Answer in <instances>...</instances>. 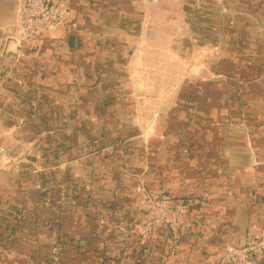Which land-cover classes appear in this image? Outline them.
Instances as JSON below:
<instances>
[{
  "label": "crops",
  "instance_id": "crops-1",
  "mask_svg": "<svg viewBox=\"0 0 264 264\" xmlns=\"http://www.w3.org/2000/svg\"><path fill=\"white\" fill-rule=\"evenodd\" d=\"M51 1L66 22L18 49L0 0V140L18 158H0V264H215L264 235V0ZM58 166L82 186L68 203L47 189ZM139 184L184 207L180 241L134 235Z\"/></svg>",
  "mask_w": 264,
  "mask_h": 264
},
{
  "label": "built area",
  "instance_id": "built-area-1",
  "mask_svg": "<svg viewBox=\"0 0 264 264\" xmlns=\"http://www.w3.org/2000/svg\"><path fill=\"white\" fill-rule=\"evenodd\" d=\"M143 1L156 3L158 0ZM15 2L16 23L12 41L18 49L32 46L42 35L54 32L68 18L66 9L58 1L15 0ZM199 2L200 0H194L196 6ZM3 153L4 149L0 146V157ZM143 206L147 211L146 219L133 231L139 238L147 239L153 230L163 226L177 239L179 233L183 232L182 237L191 225L184 207L168 194L147 192L143 197ZM263 256L264 235H261L250 238L242 245L227 247L222 258L215 264H260Z\"/></svg>",
  "mask_w": 264,
  "mask_h": 264
},
{
  "label": "rangeland",
  "instance_id": "rangeland-1",
  "mask_svg": "<svg viewBox=\"0 0 264 264\" xmlns=\"http://www.w3.org/2000/svg\"><path fill=\"white\" fill-rule=\"evenodd\" d=\"M114 105V103L113 104H109L108 103V105L106 106L107 107V110L108 111H106L105 113H102V111L101 112H99L98 114H87V117L89 116V118H88V125H87V123H86V125L89 127V128H91V124H92V127H97L96 125H98V123H99V121H101V120H103V121H107L108 123H110V120H111V118H110V115H111V108H113L112 106ZM145 107H146V104L145 103H143L142 104V101L141 102H138L137 104H136V108H137V111H136V113L135 114H140V116H142V121L143 120H145V118H144V111H145ZM148 107L150 108V107H152V109H150V111L152 110V114H160V105H158V104H149L148 105ZM175 109V108H174ZM149 110V109H148ZM91 112H93V111H91ZM28 115V114H27ZM44 115L45 114H31L30 116H29V120L31 121H29L27 118H28V116H27V122H29V125L30 126H32L33 128H35L36 130H40V135H39V143H42V144H45L46 146H44V148H46L47 150L49 149L50 151H48L49 152V154H50V158H52L53 157V155H54V153H55V151H53V150H51L50 148H51V145H49V147H48V139L50 138V135H46V130H44V127H47V120L44 122V121H42L43 120V118H44ZM33 116V117H32ZM100 116H102L103 118L101 119L100 118ZM85 117V116H84ZM87 117H86V120H87ZM76 121L80 124V120H81V117H80V114H77V116H76ZM20 120H22V118L20 119ZM45 125H44V124ZM33 124V125H32ZM36 124V125H35ZM43 124V125H42ZM23 125V122L22 121H20L19 122V124H18V127L19 126H22ZM35 125V126H34ZM95 125V126H94ZM15 127H16V125H15ZM18 127H16L17 129H18ZM42 128V129H41ZM42 132V133H41ZM98 136L99 135H96V136H92L91 137V140H90V142H93V144H95L97 141L99 142V143H104V144H107L108 143V141L106 142L104 139L103 140H101V139H99L98 138ZM108 137V136H107ZM36 138V137H35ZM0 146H2L3 147V149H4V153H3V155L0 157V158H3L5 161H7V159L9 160V162L8 163H14L15 162V164H17L16 162H18V158L16 157V156H13V155H9V154H6V150H5V147H4V142H2L1 140H0ZM94 150H92V152H91V148H90V153H89V155H93L94 154ZM12 154V153H11ZM21 158H24V157H22L21 156ZM31 157H25L24 159L26 160V161H31V160H29ZM20 160V159H19ZM28 162H26V164H27ZM50 167H47L46 168V175H49V174H51V171H50ZM55 170V171H54ZM59 170V172H60V167L58 166V167H54L53 168V172H55V176H50L49 178H55V181H56V183L54 184V186H53V188H51V187H49V188H47L48 190H50V189H52L53 191L51 192V194H52V198L53 199H56V200H59L61 203H64V202H69L70 201V199H68L67 197H66V195H64V188L66 187H68L69 189L72 187L73 188V190H74V192H77V191H80L81 190V184L77 181H75V183H73V182H68V181H66L65 180V178H66V176L64 175V176H61L60 174H59V172H57ZM45 175V176H46ZM60 175V176H59ZM46 177H48V176H46ZM43 179V178H42ZM51 180V179H50ZM44 183V182H43ZM135 192L137 193V194H139L140 195V197H141V202H142V211H141V213H142V218H141V220H140V222L137 224V226H141V224H143L144 223V221H145V219H146V215H147V211H146V207H144L143 206V197H144V195H145V193H147V192H151L150 190H148L143 184H139L136 188H135ZM151 193H154V194H159V193H163V192H151ZM163 194H166V193H163ZM75 195V194H74ZM172 198V197H171ZM174 200V199H173ZM72 201H73V199H72ZM159 231H163L165 234H166V232L169 234V239L172 241V243H176V242H178V241H180L181 239H182V237L184 236H182L181 237V235L183 234V232L181 231L180 233H179V238H177V239H175V237H173L167 230H166V227H163V226H161L160 228H157V229H155V230H153L152 231V234L153 233H155V232H159ZM134 233V232H133ZM186 233V232H185ZM151 234V235H152ZM135 235V234H134ZM150 235V236H151ZM136 236V235H135ZM149 236V237H150ZM137 237V236H136ZM148 237V238H149ZM147 238V239H148ZM137 239H139V240H146V239H144V238H139V237H137Z\"/></svg>",
  "mask_w": 264,
  "mask_h": 264
}]
</instances>
